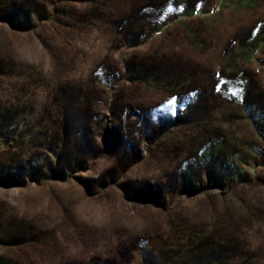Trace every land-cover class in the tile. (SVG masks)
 <instances>
[{
  "label": "rangeland",
  "instance_id": "obj_1",
  "mask_svg": "<svg viewBox=\"0 0 264 264\" xmlns=\"http://www.w3.org/2000/svg\"><path fill=\"white\" fill-rule=\"evenodd\" d=\"M0 264H264V0H0Z\"/></svg>",
  "mask_w": 264,
  "mask_h": 264
}]
</instances>
